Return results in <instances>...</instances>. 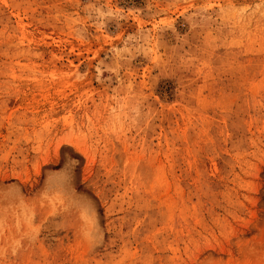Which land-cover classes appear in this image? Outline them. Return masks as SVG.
<instances>
[{
	"label": "rangeland",
	"instance_id": "374dc122",
	"mask_svg": "<svg viewBox=\"0 0 264 264\" xmlns=\"http://www.w3.org/2000/svg\"><path fill=\"white\" fill-rule=\"evenodd\" d=\"M0 264H264V0H0Z\"/></svg>",
	"mask_w": 264,
	"mask_h": 264
}]
</instances>
